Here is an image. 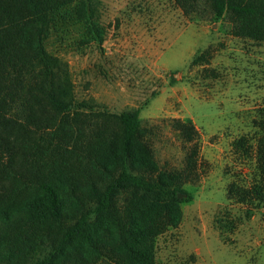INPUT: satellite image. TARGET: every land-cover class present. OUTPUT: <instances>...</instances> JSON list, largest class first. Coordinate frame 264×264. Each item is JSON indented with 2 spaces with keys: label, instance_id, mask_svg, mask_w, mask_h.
Here are the masks:
<instances>
[{
  "label": "trees",
  "instance_id": "1",
  "mask_svg": "<svg viewBox=\"0 0 264 264\" xmlns=\"http://www.w3.org/2000/svg\"><path fill=\"white\" fill-rule=\"evenodd\" d=\"M170 1L192 21L225 17L233 36L264 41V0ZM95 2L0 0V264H154L156 238L181 221L179 191L199 177L190 122L170 121L183 167L162 169L138 109L113 113L93 99L76 101L58 70L49 72L48 90L37 78L27 86L14 76L11 69L33 68L40 57L58 66L44 48L49 26L40 20L68 5L101 41ZM12 104L22 118L7 113ZM47 111L54 118L45 135ZM234 148L251 161V186L233 182L227 196L249 216L263 200L264 139L248 145L240 138Z\"/></svg>",
  "mask_w": 264,
  "mask_h": 264
},
{
  "label": "rangeland",
  "instance_id": "2",
  "mask_svg": "<svg viewBox=\"0 0 264 264\" xmlns=\"http://www.w3.org/2000/svg\"><path fill=\"white\" fill-rule=\"evenodd\" d=\"M95 8L101 41L68 5L40 20L49 26L44 48L58 66L40 57L33 68L11 69L14 76L37 78L48 90V74L58 70L76 101L93 99L113 113L138 109L162 169L183 167L184 147L170 121L190 122L199 177L179 191L181 221L156 238L154 264H264V185L249 216L227 196L233 182L251 186V161H242L234 143L264 139V41L233 36L225 17L192 21L170 0H96ZM17 112L23 116L19 104L7 109L22 118ZM46 114L40 132L48 135L54 113Z\"/></svg>",
  "mask_w": 264,
  "mask_h": 264
},
{
  "label": "water",
  "instance_id": "3",
  "mask_svg": "<svg viewBox=\"0 0 264 264\" xmlns=\"http://www.w3.org/2000/svg\"><path fill=\"white\" fill-rule=\"evenodd\" d=\"M182 195L180 193H178L177 197L180 198Z\"/></svg>",
  "mask_w": 264,
  "mask_h": 264
}]
</instances>
